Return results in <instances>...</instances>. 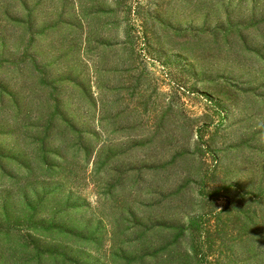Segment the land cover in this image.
<instances>
[{"label": "rangeland", "instance_id": "rangeland-1", "mask_svg": "<svg viewBox=\"0 0 264 264\" xmlns=\"http://www.w3.org/2000/svg\"><path fill=\"white\" fill-rule=\"evenodd\" d=\"M0 264H264V0H0Z\"/></svg>", "mask_w": 264, "mask_h": 264}]
</instances>
